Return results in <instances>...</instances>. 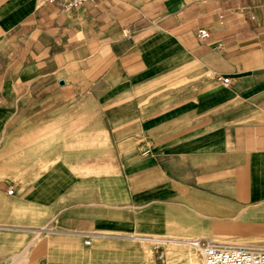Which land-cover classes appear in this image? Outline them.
<instances>
[{"label":"crops","instance_id":"crops-1","mask_svg":"<svg viewBox=\"0 0 264 264\" xmlns=\"http://www.w3.org/2000/svg\"><path fill=\"white\" fill-rule=\"evenodd\" d=\"M194 238L264 246V0H0V264Z\"/></svg>","mask_w":264,"mask_h":264},{"label":"built area","instance_id":"built-area-1","mask_svg":"<svg viewBox=\"0 0 264 264\" xmlns=\"http://www.w3.org/2000/svg\"><path fill=\"white\" fill-rule=\"evenodd\" d=\"M51 1H58L63 8H76L93 0ZM196 35L199 39H206L209 32L201 28ZM222 82L229 83V78L224 77ZM12 192L9 188L8 193ZM189 243L199 252L202 264H264V246L222 244L207 238L190 239Z\"/></svg>","mask_w":264,"mask_h":264},{"label":"rangeland","instance_id":"rangeland-1","mask_svg":"<svg viewBox=\"0 0 264 264\" xmlns=\"http://www.w3.org/2000/svg\"><path fill=\"white\" fill-rule=\"evenodd\" d=\"M176 248L173 245H169V252H172V249ZM175 252V251H174ZM179 253L183 254L186 258L185 264H190V261L192 260L195 264H201V256L199 252L193 248L189 241L185 242L183 246L179 248Z\"/></svg>","mask_w":264,"mask_h":264}]
</instances>
